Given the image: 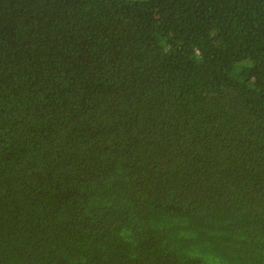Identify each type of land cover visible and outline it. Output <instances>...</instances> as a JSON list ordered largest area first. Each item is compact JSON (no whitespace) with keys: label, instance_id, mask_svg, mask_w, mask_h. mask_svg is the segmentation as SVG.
<instances>
[{"label":"trees","instance_id":"16d2710c","mask_svg":"<svg viewBox=\"0 0 264 264\" xmlns=\"http://www.w3.org/2000/svg\"><path fill=\"white\" fill-rule=\"evenodd\" d=\"M0 264H264V0H0Z\"/></svg>","mask_w":264,"mask_h":264}]
</instances>
